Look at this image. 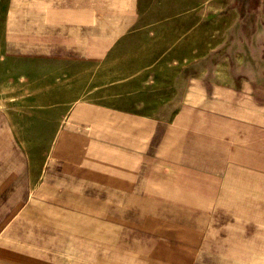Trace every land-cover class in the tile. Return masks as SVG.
Listing matches in <instances>:
<instances>
[{
	"label": "crops",
	"instance_id": "crops-1",
	"mask_svg": "<svg viewBox=\"0 0 264 264\" xmlns=\"http://www.w3.org/2000/svg\"><path fill=\"white\" fill-rule=\"evenodd\" d=\"M7 8L8 55L144 82L0 149V264H264V0Z\"/></svg>",
	"mask_w": 264,
	"mask_h": 264
},
{
	"label": "rangeland",
	"instance_id": "rangeland-1",
	"mask_svg": "<svg viewBox=\"0 0 264 264\" xmlns=\"http://www.w3.org/2000/svg\"><path fill=\"white\" fill-rule=\"evenodd\" d=\"M8 2L0 0L1 34ZM140 15L147 19L153 15L156 17L157 13L147 11ZM198 15L194 14V18ZM4 49L1 45L0 149L3 150H9L15 145L20 148L44 146L41 136H51L56 131V117L62 113V105L95 99L111 90L106 89L107 86H115L122 91L144 82V78L139 77H103L98 75L103 73L102 68L89 66L88 63L57 62L54 58L25 59L22 56H10Z\"/></svg>",
	"mask_w": 264,
	"mask_h": 264
}]
</instances>
